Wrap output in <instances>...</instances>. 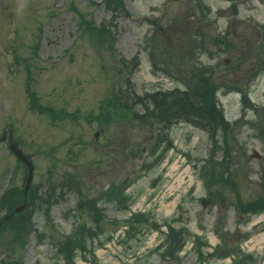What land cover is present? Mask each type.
Instances as JSON below:
<instances>
[{
  "label": "rangeland",
  "instance_id": "obj_1",
  "mask_svg": "<svg viewBox=\"0 0 264 264\" xmlns=\"http://www.w3.org/2000/svg\"><path fill=\"white\" fill-rule=\"evenodd\" d=\"M196 1L26 0L23 11L13 13L11 0H0V136L6 132L0 142L1 264H160L168 222L193 229L202 216L212 219L199 202L205 194L202 181L197 185L199 159H210L212 188L222 191L210 208L225 216L223 226L242 224L257 232L258 215L243 214L231 202L250 205L263 191L262 183L248 185L247 172L257 163L249 161L252 149L264 157L257 137L264 136V72L249 83L246 78L264 58V0H202L208 15L202 24L200 16L206 17ZM220 34L221 50L214 45ZM201 71L214 81L232 122L226 133L214 136V144L205 131L178 122L162 134L172 147L160 153L165 143L157 135L160 125L149 119L133 124L129 111L110 101L119 97L138 111L149 92L184 88ZM244 94L253 104L247 110L241 107ZM9 135L31 156L30 187L49 205L30 194L9 198V190L22 192L27 172L8 148ZM218 166L236 188L215 179ZM123 181L133 198L129 210L101 201L108 186ZM94 198L103 208L97 225L84 208ZM182 206L188 221L181 219ZM130 210L146 213L157 227L140 223L126 235ZM14 211L15 224L24 227L26 218L34 224L23 242L10 239L8 216ZM254 238L245 237L240 247L264 264V244ZM177 256V264H200L191 251ZM217 262L227 264L217 258L210 264Z\"/></svg>",
  "mask_w": 264,
  "mask_h": 264
},
{
  "label": "trees",
  "instance_id": "obj_2",
  "mask_svg": "<svg viewBox=\"0 0 264 264\" xmlns=\"http://www.w3.org/2000/svg\"><path fill=\"white\" fill-rule=\"evenodd\" d=\"M219 40H215V44H218ZM220 47V44H218ZM216 86L214 85V81L210 80V77L205 74V71L201 74H197L194 81H190L184 84V88H174L172 90L164 91L162 88L157 91L150 93L148 95V101L142 103V111L138 114L137 111H132L128 104H123L120 98H111L110 101H113V106L117 107L120 111H129V122L133 124L138 123L139 121L145 123L148 119L155 123L156 125H161L162 129L169 128L170 125L177 121H184L195 126H198L202 129L208 130L211 133H216L217 130H224L223 134L226 133V129L228 127V122L224 120L222 109L218 107V103L216 101ZM116 97V93L114 92ZM122 108V109H121ZM125 111V112H126ZM226 130V131H225ZM165 141L164 147L160 150V153L165 152L171 145V139L167 136L161 139V143ZM161 155L160 158H162ZM126 184V182H124ZM123 184V185H124ZM123 185H110V187L105 190L103 194L104 199H113L116 200L117 206L121 209H125L132 202V195L126 194L124 192ZM53 186V185H52ZM52 186L50 187L53 190ZM10 195L9 198L13 201L19 200V196H21V191L17 192L16 190H9ZM38 188L31 187L29 193L31 197H34L36 203H45L46 205L50 204V201L46 196H37ZM19 193V196L17 194ZM3 199V197H2ZM39 206V205H36ZM89 212H92L89 216L90 220L97 223V215L100 217L99 207L95 205V202H92V205H86L84 207ZM11 209L7 210L9 212ZM13 216H8L10 220H12L11 230H9L10 239H15L16 241L23 242L24 238L30 232L35 230L34 224L29 221V218L24 219L25 226L15 224L17 220V213H12ZM7 219V218H4ZM141 220H145L144 215L142 214H134L131 217L125 220L126 223L129 224L128 233H132L134 230V222H140ZM5 221V220H4ZM3 221V222H4ZM18 227V228H15ZM91 233V232H90ZM78 242V239H76ZM68 245L71 249L75 248V242L70 239V242L67 241ZM80 245V246H79ZM79 249L84 251L83 243L80 244L78 242ZM65 247V246H64ZM179 239L175 237L166 252L168 254L173 253L174 250L180 248ZM2 260L0 259V264Z\"/></svg>",
  "mask_w": 264,
  "mask_h": 264
},
{
  "label": "flooded vegetation",
  "instance_id": "obj_3",
  "mask_svg": "<svg viewBox=\"0 0 264 264\" xmlns=\"http://www.w3.org/2000/svg\"><path fill=\"white\" fill-rule=\"evenodd\" d=\"M235 31L236 30L234 29L232 32ZM256 69H259L254 74V76L257 77L259 74L264 72V62L259 64ZM257 78H259V76ZM253 161H257V163L248 165L250 171L248 172L249 174L248 178L251 179L249 180L248 185L252 187V185L258 182L262 183L263 191L257 193L256 198L264 197V157L260 153V157L254 159ZM252 177L254 178V180ZM215 183H216L215 181H209V182L202 181L201 183V189L202 191H205V195L207 196L209 202V205L203 208H206L209 213H213L212 219L210 218V214H209V215H205L206 219H203L204 216H202V219H200L198 222L195 223L197 230L193 229V231H196L197 235H194L190 231V229L182 223V238L186 244L190 242V246L186 251L192 252V250H194V247L197 246V248H199L200 251V254L198 256V261L200 264H210L211 261H215V259L220 256H224V257L228 256V259L226 260L227 264H253L252 261L253 255L242 253L243 249H241L240 247V241L243 238L247 237L249 235V232H245V231L241 232L237 230V228L243 227L242 224L240 226L236 225L237 226L236 229L226 228L225 226H223L225 225L224 223L225 216H222V214L218 211H212L214 206L210 208L211 205L215 204L216 200L219 198V195L220 194L222 195V191H218L212 188V186ZM220 184H223V182H220ZM233 188H236V186L233 185L232 189ZM231 203L235 208L236 204L234 202ZM186 213L187 211L185 212V214ZM263 219H264V211H263ZM183 221H188V217L184 216ZM261 225L263 226V223L259 224L257 229L261 228ZM210 235H213L217 239L214 247L209 246ZM217 264L220 263L217 262Z\"/></svg>",
  "mask_w": 264,
  "mask_h": 264
},
{
  "label": "water",
  "instance_id": "obj_4",
  "mask_svg": "<svg viewBox=\"0 0 264 264\" xmlns=\"http://www.w3.org/2000/svg\"><path fill=\"white\" fill-rule=\"evenodd\" d=\"M22 2V6H24V3H25V0H21ZM11 4H12V11L13 13H16V12H20V0H11ZM24 8L21 9V11H23ZM4 139V136L0 137V141ZM9 148L11 149V151L15 154V156L20 159L21 161H23L26 166H27V169H28V174H27V178H26V184H25V188H24V191L27 190L28 186H29V183H30V180H31V177H32V164H31V161H30V156L28 155H25L21 152L20 149H18L14 143L12 142V140L10 141V144H9ZM17 210H19V208H17Z\"/></svg>",
  "mask_w": 264,
  "mask_h": 264
},
{
  "label": "bare ground",
  "instance_id": "obj_5",
  "mask_svg": "<svg viewBox=\"0 0 264 264\" xmlns=\"http://www.w3.org/2000/svg\"><path fill=\"white\" fill-rule=\"evenodd\" d=\"M260 240H262V241L264 240V234H263V236L261 237V239H260Z\"/></svg>",
  "mask_w": 264,
  "mask_h": 264
}]
</instances>
